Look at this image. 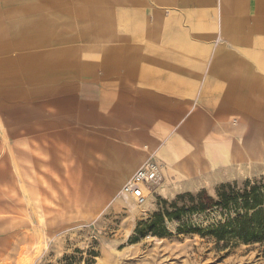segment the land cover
Returning <instances> with one entry per match:
<instances>
[{"label":"rangeland","instance_id":"1","mask_svg":"<svg viewBox=\"0 0 264 264\" xmlns=\"http://www.w3.org/2000/svg\"><path fill=\"white\" fill-rule=\"evenodd\" d=\"M18 1L21 2L15 0ZM75 1L65 2L69 6ZM8 2L9 11L4 7ZM11 2L0 0V22L5 26L0 40L17 45L0 52V59L32 51L48 52L59 44L73 46L77 52L73 67L67 71L71 74L63 76L56 92H35L27 87L25 80L15 83L14 87L0 89L3 90L0 92V264L71 261L74 264H264V243L232 240L226 244L209 234L210 226L228 217V212L222 213L216 207L204 212H185L181 218L165 217L164 222L154 225L162 234H153L148 231L150 227L141 225L149 222L157 211L174 210L171 206L174 202L178 206L190 205L186 197L189 193L196 195L204 191L215 197L222 184L242 186L246 181L264 184V162L252 160L251 164L234 169L220 167L217 172L190 180H183L172 172L166 175L164 170L161 184L164 183L166 190L157 191L144 207L121 194L130 174L120 185L110 181L120 171L124 157L130 158L132 148H138L140 139L153 149L143 150L135 171L169 136L178 133L164 129L168 121L174 123L183 118L185 123L190 122V132L186 135L202 142L214 137H251L257 129L264 139L262 61L254 54L249 55L256 62L251 70L252 81L259 84L249 86L252 105L247 115L243 109L233 108L235 96L230 92L229 82L240 67L239 63L231 65L237 61V55L200 51L204 45L203 32L208 33L219 25L218 16L206 19L184 16L179 21L172 18L173 13L180 12L179 6L159 4L156 20H150L149 14L143 12V30L134 38L132 35H137L134 24L139 21L129 12L131 8L123 9L125 13H122L120 6L110 4L113 12L105 15L104 26L85 29L88 33L83 37L82 19L75 12L60 10L54 16L53 6L49 4L43 14H28L22 6L17 8ZM78 4L79 0L75 2ZM63 23L67 27H62ZM45 24L48 28L53 26L50 31L55 33L56 40L51 38L39 46L18 45L25 30L43 31ZM150 30L155 31L153 37ZM180 30L186 32L195 52L187 48L176 51L168 42L169 36ZM151 43L158 60L164 56L175 59L185 56L191 61L192 67L176 70V74L178 71L189 80V101H148L147 107H133L135 59L131 58L136 57L140 63L149 53H137L135 48L144 50ZM212 44L229 46L221 32ZM118 46L121 47L119 56L125 63L118 70H108L104 57ZM85 51L91 54L85 55ZM213 59L221 62V67L207 68L206 64ZM92 63L99 79L110 77L111 88L117 89L114 79H121V101L110 112L106 111L105 116L101 100L89 104L78 98L83 69ZM214 73L226 80L227 84L222 85L224 93L218 91L216 97L211 96L209 102H204L203 93ZM171 104L180 106L169 108ZM151 106L154 117L148 112ZM156 112L162 115L155 116ZM174 114H177L175 120ZM235 215L232 211L231 216ZM139 226L143 229L141 233L137 230Z\"/></svg>","mask_w":264,"mask_h":264},{"label":"crops","instance_id":"2","mask_svg":"<svg viewBox=\"0 0 264 264\" xmlns=\"http://www.w3.org/2000/svg\"><path fill=\"white\" fill-rule=\"evenodd\" d=\"M65 1L21 0V2L18 1L16 3L13 0L11 5L14 4L18 6L17 8L22 6V10L28 14L35 12L43 14L46 12V7L49 4L53 6L54 16L58 14L56 11L60 10L66 13L75 12L82 19L81 34L83 37L87 36L88 33L84 31L85 29L104 26L103 23L106 21L105 15L109 14L110 11L113 12L109 7L110 4L120 6L122 10L120 9L119 11L122 13H125L123 9L126 10L127 7L131 8L129 12H133L135 21H139L134 24L135 28L133 30L137 31V35H132L134 38L139 36L140 33L138 31L143 30L141 25L142 20H144L142 16L143 12H145L144 14H149L150 20H156L157 18H154V16L158 15L157 5L159 4L179 6L181 8L178 9L180 12L173 13V17L171 16L173 19L179 21L184 16L200 19H206L207 17L215 18V16L217 18L218 16L219 25L217 26L216 24L208 33L203 32L204 45L203 50L200 51L211 54L221 52L230 56L233 54L237 55L235 56L237 61L231 63V65L239 63L240 67L236 69V76L231 78L233 81L229 82L231 83L230 92L235 96L233 108L240 111L243 109L249 115V105H252V100L249 98V86L259 84V82L252 81L254 78L252 71L256 67V62L250 60L249 55L254 54L257 59L261 60L262 67L264 68V0H79L77 6L75 5L77 0L71 4L72 6H67L68 4ZM9 6L10 2L5 3L4 7L9 11ZM62 25V27H67L65 23ZM52 28L53 26L48 28L45 24L43 31H36L34 33L27 32L28 30L24 29L22 40L19 41L18 45L30 44L39 46L44 45L51 38L56 40L53 37L55 33L50 31ZM218 32H221L222 36L226 37L228 47L213 46L212 43ZM4 33L5 26L0 22V39H3ZM150 33L153 37L155 31L150 30ZM78 35L80 36V34ZM188 39L186 32L180 30V32L174 35L171 34L168 42L172 47L176 48V51L187 48L191 52H195L196 49L190 45ZM14 45H17V43L0 40V52L4 53L12 49ZM61 45L59 44L57 48L51 47L48 52L32 51L22 56H11L0 59V89H6L8 86L14 87L15 83L17 84L25 80L28 83L27 87L32 88L35 92H44V94L50 90H55L56 92L63 76H66L68 73L71 74V72L67 71L73 67L72 64L77 52L73 46L62 47ZM120 48L118 46L110 49L104 57V65L108 70L115 71V69L118 70L124 65L125 62L118 53ZM153 48V43L148 48H144V50L138 47L135 48V52L137 53H149V55H144V59L140 60V63L136 62V57L131 58L135 59V77L133 78L135 103L133 107L135 109H142L148 106V101H189V80L184 74L178 73V71L176 74V70H185L192 67L190 65L191 61L186 60L185 56H181L179 59L164 56L158 60V56L153 55L155 49ZM84 54L90 55L91 53L85 51ZM206 66L207 68H218L221 67V62H218V60L214 61L213 59ZM244 74L246 75L244 76ZM82 76L78 87V98L89 104L101 100L104 106L102 110L103 116L106 115V111L110 112V109L114 108L121 101L123 90L120 87V78L114 79L116 84H118L117 89L111 88L110 77L108 79V77L102 76L99 79L98 72L94 69L93 63L92 65L86 64ZM210 80L203 93L204 102H209L211 96L216 97L218 91L223 92L224 90L222 89L224 88L222 85L227 84L221 75L217 76V73H214ZM20 90L21 92H25L23 89ZM56 95L54 93L55 99ZM171 105L169 108L180 106L179 104ZM181 106V108L184 107L182 103ZM163 107L167 108L166 105ZM148 112L151 117H154L152 106ZM161 113L156 112L155 116H161ZM175 115L177 114L173 115V120L177 118ZM24 118L23 114L22 119ZM159 122L164 125L161 121ZM167 125L172 127H168ZM210 125L212 124L210 123ZM190 126V122L187 121L185 123L183 118L174 123L173 121H168L165 124V130L169 131L168 128H170L171 131L176 130L178 132L175 135L169 136L158 150L155 149L157 157L166 165L164 168L166 175L172 172L176 173L175 175L183 180H190L212 171L217 172L220 167L234 169L235 166L242 167L245 163L251 164L252 160L264 162V139L261 137V132L258 129L251 137L243 136L238 137V139L214 137L202 142L197 137L186 135V133L190 132ZM132 136L136 138L134 135ZM152 147L151 144L140 139L138 148H132L130 158L124 157L120 171L114 173L110 181H114L116 184L120 182L118 183L120 185L130 174L131 176L125 181L126 183L134 174L133 171L135 172L138 166L143 150L146 149L148 151L153 149ZM180 165L183 166V169L179 167ZM183 170L185 174H182Z\"/></svg>","mask_w":264,"mask_h":264},{"label":"trees","instance_id":"3","mask_svg":"<svg viewBox=\"0 0 264 264\" xmlns=\"http://www.w3.org/2000/svg\"><path fill=\"white\" fill-rule=\"evenodd\" d=\"M190 203L178 206L172 203L174 210H160L153 214L151 220L141 223L153 234L162 232L155 228V224L164 222L165 217L169 219L181 218L185 212H204L215 207L222 213L228 212L227 219L220 220L216 225L210 226L209 234L213 235L219 242L229 243L232 240L246 244L264 243V184L246 181L242 186L236 184H222L217 189L215 197L207 195L204 191L195 194H187ZM182 198V197H180ZM234 211L236 215L231 216ZM143 232V229H137ZM67 264H74L73 261Z\"/></svg>","mask_w":264,"mask_h":264},{"label":"built area","instance_id":"4","mask_svg":"<svg viewBox=\"0 0 264 264\" xmlns=\"http://www.w3.org/2000/svg\"><path fill=\"white\" fill-rule=\"evenodd\" d=\"M165 166V163L157 157L156 153L150 154L136 170L132 180L126 183L124 192L143 201L147 197V192L140 184L151 185V187L161 184ZM147 191L151 192V189L149 188Z\"/></svg>","mask_w":264,"mask_h":264},{"label":"bare ground","instance_id":"5","mask_svg":"<svg viewBox=\"0 0 264 264\" xmlns=\"http://www.w3.org/2000/svg\"><path fill=\"white\" fill-rule=\"evenodd\" d=\"M169 160V159H168ZM173 161V160H172ZM180 168H182L183 169V166L182 165H180L179 166ZM178 168V167H177ZM136 172V171H135ZM134 172V173H135ZM182 174H185V172H184V170H183V172H182ZM134 175V174H133ZM132 175V176H133ZM130 180H132V177L126 182V183H128ZM126 183L123 185V187H122V189H121V194L123 195V196H126V197H128V198H130L135 204H137L139 207H144L151 199H153L154 198V194L157 192V191H165L166 190V188L165 187H163V184L164 183H162V184H159V185H152V187H151V185H145V184H140L141 185V187L144 189V191L145 192H147V197L143 200V201H141V200H137V198H135V197H133V196H131V195H129V194H126L125 192H124V187H125V185H126ZM151 189V192H148L147 190L148 189ZM147 208V207H146Z\"/></svg>","mask_w":264,"mask_h":264}]
</instances>
